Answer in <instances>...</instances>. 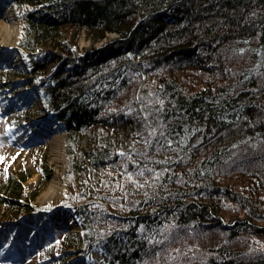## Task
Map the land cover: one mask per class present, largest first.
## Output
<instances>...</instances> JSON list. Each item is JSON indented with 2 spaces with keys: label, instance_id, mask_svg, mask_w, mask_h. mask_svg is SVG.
<instances>
[{
  "label": "trees",
  "instance_id": "16d2710c",
  "mask_svg": "<svg viewBox=\"0 0 264 264\" xmlns=\"http://www.w3.org/2000/svg\"><path fill=\"white\" fill-rule=\"evenodd\" d=\"M12 1L34 6L18 42L29 71L0 65V100L20 132L37 113L61 124L60 208L82 236L30 204L47 153L30 194L29 171H3L0 236L28 228L43 264H264V0Z\"/></svg>",
  "mask_w": 264,
  "mask_h": 264
},
{
  "label": "rangeland",
  "instance_id": "374dc122",
  "mask_svg": "<svg viewBox=\"0 0 264 264\" xmlns=\"http://www.w3.org/2000/svg\"><path fill=\"white\" fill-rule=\"evenodd\" d=\"M7 9H20L23 11V14L20 17L21 20V32L17 37L15 34H8L5 28L8 25V21H5L4 14ZM27 6L18 7L11 3L9 0H0V65L4 63L10 64L13 67H16L18 70L23 72L29 71V59L26 52L22 50L19 46V39L22 33V24L23 18L26 15ZM7 23V24H6ZM114 34H111L110 37H113ZM105 40L98 42L95 46L99 47ZM80 49L82 51L89 50L93 47L92 41L82 33L79 40ZM46 49L50 50L52 47L47 46ZM44 48L36 49L34 54H42ZM31 76V75H30ZM21 77H15L13 83L17 86L19 83H22ZM22 98L34 99L32 105V110H46L44 100L41 93L38 90L34 92L29 89L23 88L17 90ZM10 93H7L9 95ZM16 109V102L10 98L8 104H3L0 100V179L2 178L4 170H10L19 173L20 170L24 169L30 172V177L25 181V190L26 193H32L37 187L42 179L41 166L43 165L44 154L47 153L48 166L51 167L53 171L52 178L47 181L37 192L35 198H30V204L35 205L37 210L46 212L47 209H56L54 213V220L57 226L66 227L73 236H82V228L78 219L73 217V214H69L68 205H65L63 209L61 205L66 204L65 194L67 193L68 182L65 176L66 163H67V153L66 145L64 140V130L61 128V124L57 123L53 117L48 116L46 113H38L33 119H31L32 124L36 127L34 132L29 133L26 128L25 131L20 132L19 126L14 125L12 121V114ZM54 134H58L62 138L63 144V157L59 163H56L53 159V152L51 145L49 143L51 137ZM59 177L56 178L58 181L57 187L52 191L51 185L54 182L55 175ZM70 210V208H69ZM4 220L0 216V221ZM32 226L35 227L36 232H40L37 223L34 221ZM2 228L0 227V231ZM6 233V239L0 236V264H43L38 262L39 257L36 255V248L34 243H28L29 240H32L34 236H30V230L24 228L19 232H15L12 236ZM7 244L18 245L19 251L13 253L11 250H8L6 253H3V249ZM14 242V243H13ZM69 250H74L71 248ZM76 256H71L69 258V263H76ZM78 264V263H76ZM80 264V263H79ZM81 264H89L83 262Z\"/></svg>",
  "mask_w": 264,
  "mask_h": 264
},
{
  "label": "bare ground",
  "instance_id": "6f19581e",
  "mask_svg": "<svg viewBox=\"0 0 264 264\" xmlns=\"http://www.w3.org/2000/svg\"><path fill=\"white\" fill-rule=\"evenodd\" d=\"M23 14V11L20 9H7L4 14L5 21L9 22L8 25L5 26L8 34H15L17 37L19 36L21 32V20L20 17ZM7 24V23H6ZM52 152H53V159L56 163H59L61 161V158L63 157V144H62V138L58 134H54L50 141H49ZM59 175V174H58ZM57 174L54 177V182L51 185V190L53 191L57 187L58 181L56 180L57 177H59ZM75 264V263H72Z\"/></svg>",
  "mask_w": 264,
  "mask_h": 264
}]
</instances>
